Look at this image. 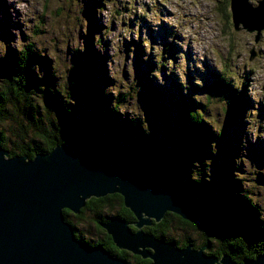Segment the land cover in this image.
<instances>
[{
	"label": "rangeland",
	"instance_id": "obj_1",
	"mask_svg": "<svg viewBox=\"0 0 264 264\" xmlns=\"http://www.w3.org/2000/svg\"><path fill=\"white\" fill-rule=\"evenodd\" d=\"M248 2L255 5V0ZM90 21L92 29H88ZM90 32V46L98 51L101 65L97 89L115 108L114 115L152 130L154 140L160 142V123L145 103L139 83L141 77L150 76L161 91L158 100L167 117L175 119L178 106L184 104L215 135L212 150L227 149L219 143L236 144L226 150L227 166L239 179L240 192L264 216V29L256 42L253 33L234 31L229 0H0V54L18 53L31 43L50 59V80L74 113L83 87L75 82L72 66ZM249 53L253 54L250 60ZM36 71L44 86L43 70L36 66ZM215 77L228 80L244 99L238 108L241 118L222 132L226 95L208 96L202 90ZM42 92L38 107L44 105ZM15 115L7 104L5 117ZM196 163L192 161L194 167ZM117 209L111 202L108 211L100 213L108 218ZM91 212L84 210L76 217L68 211L66 216L90 243L101 233L93 226ZM170 233L176 245L182 236H194L191 229L176 223H171Z\"/></svg>",
	"mask_w": 264,
	"mask_h": 264
},
{
	"label": "trees",
	"instance_id": "obj_2",
	"mask_svg": "<svg viewBox=\"0 0 264 264\" xmlns=\"http://www.w3.org/2000/svg\"><path fill=\"white\" fill-rule=\"evenodd\" d=\"M92 27L93 21H90L88 29ZM91 34L85 39L83 50L78 51L72 66L75 82L83 87L75 113L71 103L61 99L62 93L50 80V59L34 50L31 43H26L18 53L8 51L6 56L0 54L1 147L7 150L9 156L23 154L31 158L36 153L49 151L56 144L68 143L73 144L80 153L96 154L113 162L157 166L182 191L193 209L199 212V217L193 223L175 213L166 212L144 231L172 241L170 225L176 223L182 228L191 229L194 235L193 238L182 236L180 242L176 241V246L187 243L194 247L204 245L205 253L217 257L225 253L235 262L264 253V216L259 212V206L240 192L239 179L231 175L227 166L226 150H232L236 144L230 141L219 143L227 149L212 150L210 142L216 139L215 135L198 113L184 104H181L183 107L178 106L175 119L167 117L165 106L158 100L161 91L154 85L152 78H146V75L140 78L139 83L145 103L160 123V142L154 140L152 130L114 115L115 108L108 104L107 97L97 89L101 65L98 51L90 46ZM36 66L43 70L46 77L44 86ZM231 88L228 80L220 78L218 81L217 77L202 88L208 96L214 93L226 95L227 114L220 132L235 118H241L238 108L243 98ZM40 92L45 95L44 105L38 107ZM179 98L182 100L183 95ZM7 104L15 109V116L5 117ZM193 160L197 161L195 167L192 165ZM208 160L210 162L206 163ZM111 202L118 207L114 216L133 219L116 193L89 197L75 216L78 217L84 210H91L94 227L102 230L98 223L106 217L100 212H107ZM67 214L68 210L63 209V218L71 225L73 235L79 241L88 246L102 245L111 254L130 258L132 264H148V259L115 249L103 230L101 239L92 243L83 239L74 222L66 217Z\"/></svg>",
	"mask_w": 264,
	"mask_h": 264
},
{
	"label": "water",
	"instance_id": "obj_3",
	"mask_svg": "<svg viewBox=\"0 0 264 264\" xmlns=\"http://www.w3.org/2000/svg\"><path fill=\"white\" fill-rule=\"evenodd\" d=\"M248 1L229 0L231 25L253 33L256 42L264 29V0ZM113 193L134 216L128 223L135 228L131 231L119 217L98 223L116 249L149 264H264V253L235 262L225 253H205L204 245L179 247L141 230L166 212L193 223L199 212L159 167L82 154L68 143L31 158L9 156L0 146V264H130L102 246L79 241L62 215L63 209L77 213L89 197Z\"/></svg>",
	"mask_w": 264,
	"mask_h": 264
},
{
	"label": "flooded vegetation",
	"instance_id": "obj_4",
	"mask_svg": "<svg viewBox=\"0 0 264 264\" xmlns=\"http://www.w3.org/2000/svg\"><path fill=\"white\" fill-rule=\"evenodd\" d=\"M76 214V213H75ZM113 215V214H112ZM132 215V214H131ZM111 216V215H110ZM92 215H91V220H92ZM113 217H119V218H121V219H123L124 220V222H126L127 223V226L129 227V229L131 230V231H133L135 228L133 227V226H131V223H128V222H132L133 220H134V216L132 215V217H133V219H129V220H127V219H124V218H122V217H120V216H112V217H108V218H105L104 220H99V221H102V222H105V221H107V220H109V219H111V218H113ZM92 223H93V220H92ZM154 223V221L153 220H149V224L148 225H142L141 226V230H143L144 231V228L146 229L147 227H149V226H151L152 224ZM93 226H94V223H93ZM101 229L103 230V232L107 235V233L104 231V229L101 227ZM102 230H100L101 231V233H100V235H99V237H98V239L100 238L101 239V237H102ZM109 237V236H108ZM110 238V237H109ZM98 239H96V240H98ZM112 245H113V243H112ZM93 246H95V244L93 245ZM98 246H102V245H99L98 244ZM184 246V245H183ZM103 247V246H102ZM113 247H114V245H113ZM104 248V247H103ZM115 249H116V247H114ZM194 248H196V247H194ZM105 249V248H104ZM106 250V249H105ZM117 250H119V249H117ZM106 251H108V250H106ZM124 251H126V250H124ZM129 255H135V254H132L131 252H129V251H126ZM109 253V252H108ZM110 255H112V256H116V257H119V256H117V255H114V254H111V253H109ZM126 256V255H125ZM128 256V255H127ZM138 256V255H137ZM140 257V256H139ZM119 258H121V257H119ZM141 258V257H140ZM121 259H123V260H125L126 262H127V259H125V258H121ZM142 259H147V258H142ZM149 260V259H148ZM127 263H129V262H127ZM130 264H132V263H130ZM148 264H149V262H148Z\"/></svg>",
	"mask_w": 264,
	"mask_h": 264
},
{
	"label": "bare ground",
	"instance_id": "obj_5",
	"mask_svg": "<svg viewBox=\"0 0 264 264\" xmlns=\"http://www.w3.org/2000/svg\"><path fill=\"white\" fill-rule=\"evenodd\" d=\"M1 146V145H0ZM3 148V147H2ZM4 149V148H3ZM132 226V225H131Z\"/></svg>",
	"mask_w": 264,
	"mask_h": 264
}]
</instances>
